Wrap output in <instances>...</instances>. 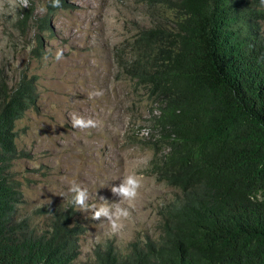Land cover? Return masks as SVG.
Here are the masks:
<instances>
[{"label":"trees","instance_id":"1","mask_svg":"<svg viewBox=\"0 0 264 264\" xmlns=\"http://www.w3.org/2000/svg\"><path fill=\"white\" fill-rule=\"evenodd\" d=\"M157 2L167 22L139 31L119 65L159 105L155 158L164 144L168 152L153 171L180 192L160 208L158 238L125 255L98 247L92 264H264V3ZM60 4L51 12L68 8ZM38 22L42 33L52 29L47 16ZM38 97L36 77L12 88L0 74V264H75L80 254L83 228L71 226L70 210L41 233L16 219V128Z\"/></svg>","mask_w":264,"mask_h":264},{"label":"rangeland","instance_id":"2","mask_svg":"<svg viewBox=\"0 0 264 264\" xmlns=\"http://www.w3.org/2000/svg\"><path fill=\"white\" fill-rule=\"evenodd\" d=\"M66 2L68 8L51 12V0H29L28 8L15 9L10 0H0V74L12 88L22 75L36 77L39 94L37 108L16 128L18 153L10 172L21 191L16 219H28L41 233L50 230L55 212L70 210L71 226L83 228L75 264H92L98 247L112 244L125 255L131 243L158 238L160 208L180 192L160 182L153 171L155 160L168 152L164 144L155 158L153 147L162 135L155 128L159 105L147 90L127 79L119 65L130 56L131 39L143 29L166 23L167 16L157 0ZM41 6L47 9L44 14L38 11ZM27 11L31 18L19 27ZM46 16L52 29L42 33L38 20ZM58 49L63 59L56 61ZM119 50L125 56L118 55ZM97 90L103 95L89 98ZM73 113L94 119L98 126L74 129ZM145 130L148 134L142 135ZM133 171L144 183L118 234L72 203L68 188L73 180L87 188L90 205L100 203V197L118 203L110 189Z\"/></svg>","mask_w":264,"mask_h":264},{"label":"clouds","instance_id":"3","mask_svg":"<svg viewBox=\"0 0 264 264\" xmlns=\"http://www.w3.org/2000/svg\"><path fill=\"white\" fill-rule=\"evenodd\" d=\"M264 3V0H261ZM29 0H10V7L28 8ZM51 6L58 8L61 6L60 0H51ZM38 11L44 14L47 9L41 6ZM46 58V57H45ZM54 59L59 61L63 59V50L58 49ZM103 95L102 90L89 93V98H94ZM71 126L74 129L87 130L96 128L97 122L92 118H84L75 113L71 114ZM147 130L142 135H147ZM144 178L135 171L126 173L118 186L111 187V192L119 198L118 203H109L104 197H100V203L89 204V192L86 187H83L75 180L70 182L68 193L71 195L72 203L78 207L81 212H90V219L93 221L106 222L110 231L113 234H118L125 227V222L131 217V205L137 200L140 195V190L143 187Z\"/></svg>","mask_w":264,"mask_h":264}]
</instances>
